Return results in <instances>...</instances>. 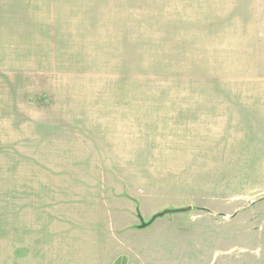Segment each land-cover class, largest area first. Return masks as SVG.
<instances>
[{
  "label": "rangeland",
  "instance_id": "1",
  "mask_svg": "<svg viewBox=\"0 0 264 264\" xmlns=\"http://www.w3.org/2000/svg\"><path fill=\"white\" fill-rule=\"evenodd\" d=\"M0 264H264V0H0Z\"/></svg>",
  "mask_w": 264,
  "mask_h": 264
}]
</instances>
